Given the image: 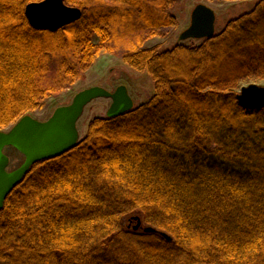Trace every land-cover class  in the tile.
Returning a JSON list of instances; mask_svg holds the SVG:
<instances>
[{
    "label": "trees",
    "instance_id": "16d2710c",
    "mask_svg": "<svg viewBox=\"0 0 264 264\" xmlns=\"http://www.w3.org/2000/svg\"><path fill=\"white\" fill-rule=\"evenodd\" d=\"M253 1L202 44L160 51L143 44L175 26L176 0H63L82 16L53 33L25 17L41 0H0V131L101 52L121 50L154 84L29 169L0 211V264H264V107L236 101L241 79L264 72V0ZM136 217L170 242L134 232Z\"/></svg>",
    "mask_w": 264,
    "mask_h": 264
},
{
    "label": "water",
    "instance_id": "95a60500",
    "mask_svg": "<svg viewBox=\"0 0 264 264\" xmlns=\"http://www.w3.org/2000/svg\"><path fill=\"white\" fill-rule=\"evenodd\" d=\"M24 14L28 25L37 31L56 32L80 20L82 12L77 7H70L63 0H41L30 2ZM190 24L182 32L179 40H204L214 36V12L205 5H196L190 15ZM105 98L111 100L106 118H115L131 111L134 106L125 86L120 85L115 91L108 92L102 87H91L78 92L67 106L56 107L46 122L34 120L31 116L19 119L7 129L0 131V211L7 196L27 176L29 169L37 162L54 159L75 147L79 143L77 123L85 107L93 100ZM236 101L245 109L264 107V86L249 84L241 87ZM11 147L23 155L20 167L8 172L9 159L3 154ZM134 222V223H132ZM132 230H141L143 234H157L170 242L165 233L150 226H143L139 217L129 221Z\"/></svg>",
    "mask_w": 264,
    "mask_h": 264
},
{
    "label": "rangeland",
    "instance_id": "374dc122",
    "mask_svg": "<svg viewBox=\"0 0 264 264\" xmlns=\"http://www.w3.org/2000/svg\"><path fill=\"white\" fill-rule=\"evenodd\" d=\"M256 2L257 1L253 0H245V2H230L224 0H176L175 5L170 9V13L176 21L175 26L160 29L155 37H150V39L145 40L143 46L144 48L159 46L160 51L170 50L176 45H184L187 47L198 46L202 44L203 40H179L182 32L189 26L190 14L196 5L203 4L214 12L216 17L214 24L215 34H218L223 31L227 22L235 20V18L250 12L256 6ZM92 42L97 45L98 38H94ZM121 52V50H118V52L114 54L101 52V55L97 58L93 66L84 73L82 79L66 88V90L48 97L41 108L31 112L29 116L34 120L46 122V119L53 114L56 107L67 106L78 92L98 86L108 92L115 91L120 85L125 86L134 107H138L142 105V103L150 100L154 95V84L150 76L145 72H136L125 65L122 62ZM254 67H256V65H254ZM246 76L247 77L241 79L239 89L241 87H247L249 84L264 86V72L257 71V68L254 72L248 73ZM110 103L111 100L109 99L99 98L93 100L85 107L77 123L79 141L85 136L87 126L93 119L106 117ZM7 128L8 127L4 129ZM3 154L9 159L8 172L16 170L24 161L23 155L11 147L5 148ZM142 225L145 226L144 224Z\"/></svg>",
    "mask_w": 264,
    "mask_h": 264
},
{
    "label": "bare ground",
    "instance_id": "6f19581e",
    "mask_svg": "<svg viewBox=\"0 0 264 264\" xmlns=\"http://www.w3.org/2000/svg\"><path fill=\"white\" fill-rule=\"evenodd\" d=\"M192 13V12H191ZM191 15V14H190ZM214 17H215V15H214ZM190 18V17H189ZM191 19V18H190ZM216 19V18H215ZM190 24V23H189Z\"/></svg>",
    "mask_w": 264,
    "mask_h": 264
}]
</instances>
